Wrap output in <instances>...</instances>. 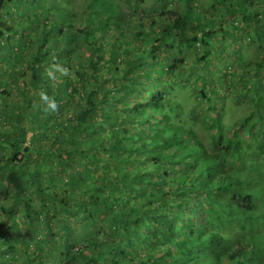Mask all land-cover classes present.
Returning a JSON list of instances; mask_svg holds the SVG:
<instances>
[{
  "label": "trees",
  "instance_id": "obj_1",
  "mask_svg": "<svg viewBox=\"0 0 264 264\" xmlns=\"http://www.w3.org/2000/svg\"><path fill=\"white\" fill-rule=\"evenodd\" d=\"M183 1L129 34L117 13L109 41L54 0H0V264H264L263 95L225 131L202 92L203 134L167 93L182 53L209 65L196 44L264 55V0Z\"/></svg>",
  "mask_w": 264,
  "mask_h": 264
},
{
  "label": "rangeland",
  "instance_id": "obj_2",
  "mask_svg": "<svg viewBox=\"0 0 264 264\" xmlns=\"http://www.w3.org/2000/svg\"><path fill=\"white\" fill-rule=\"evenodd\" d=\"M164 1L167 2L168 8L174 9L184 2L183 0H163V4L158 5L160 7L156 6L155 0H137V3L135 0H54V3L60 10H64L62 15L65 16L66 24L70 26L84 28L94 26L95 33L102 31L108 33L114 27L113 23L117 21L116 17L120 16L125 30L129 34V30L136 23L142 21L143 24L148 25L146 22L149 21L152 24L151 17L153 15L156 17L161 14L162 10H168L167 8L163 9ZM211 3L212 0H194L192 12L196 14L202 12L209 18L216 17L218 12L213 10ZM106 13L111 14V18L106 16ZM117 13L118 15L115 16ZM229 22H232V18L228 20ZM0 23H2V28H5L4 18ZM9 23L13 24V21L9 20ZM14 29L15 26L12 25L8 31L11 34V42L14 41ZM114 32L116 31L112 30L106 34L112 37L110 40L107 38V40L115 41L117 35ZM219 39L221 40L209 41V48L200 44H196L194 48L197 54L206 56L209 65L203 67L205 70L202 69L204 64L196 63L194 52L188 50L181 54L185 61L175 71V78L170 81L173 88L167 92L169 98H172L174 108L180 113L179 121L186 123L190 117H196L197 126L203 134L205 131L201 129L199 121H202L210 103L206 98H200L202 92L208 94L212 99L216 110V112H212V115L222 116L221 125L225 131L233 130L235 125L248 116L252 110L256 111L257 104L255 105L254 102L256 92L263 95L262 104H264V68L258 66L260 58L264 61V55L262 50L258 48L256 41H222L223 38ZM85 54L86 51H84L83 56ZM250 63L261 74L255 80L241 77L244 74L243 69L247 67H249L247 68V76L254 73ZM191 64H193L192 67H190ZM231 74H234L235 77ZM171 76L173 77V75ZM223 82L227 88L223 86ZM244 85L251 90L247 92ZM261 112L264 114V110ZM254 118L257 117L254 115ZM31 134L32 132L27 136V143ZM29 166L33 167V164H29ZM61 171L56 174L54 182L58 183L59 179L64 176ZM18 222L21 229L26 233L28 232L27 235L32 233V228L22 219L19 218ZM35 228L39 230V225H36ZM58 228L60 226L56 224V229ZM73 228L78 231L84 230L78 223H74ZM40 230L44 231L45 227H40Z\"/></svg>",
  "mask_w": 264,
  "mask_h": 264
}]
</instances>
